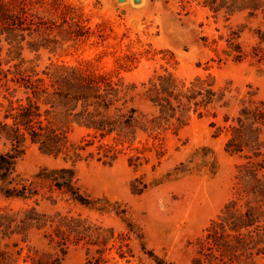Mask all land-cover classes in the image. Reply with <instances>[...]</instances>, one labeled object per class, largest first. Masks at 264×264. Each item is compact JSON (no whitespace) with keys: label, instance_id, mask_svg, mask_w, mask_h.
Returning <instances> with one entry per match:
<instances>
[{"label":"trees","instance_id":"1","mask_svg":"<svg viewBox=\"0 0 264 264\" xmlns=\"http://www.w3.org/2000/svg\"><path fill=\"white\" fill-rule=\"evenodd\" d=\"M197 2L215 17L221 14L228 19L244 13L247 20L260 18L259 24L248 27L257 38L249 51L238 40L246 27L242 23L230 28L222 52L234 61L248 55L257 61L264 59V0ZM89 29L65 0H0V53L5 46L12 59H19L7 68L1 67L0 60V196L21 201L16 207L0 206V264H62L71 245L79 244L86 249L85 264H107L114 257L105 253L113 248L119 258L129 262L136 254L128 240H141L140 228L118 201L91 197L79 183L74 163L96 158L112 164L126 155L129 165L139 167L149 161L146 153L153 152L158 165L165 153L162 135L167 129L182 127L190 112L202 116L211 105H228L226 87L214 89L209 74L196 75L186 83L166 71L138 85L114 78L116 72L93 69L90 62L49 63L41 70L25 65L31 63L22 57L25 47L35 52L65 50L85 41ZM255 93L248 91V97L240 99L234 116L224 115L226 122L230 120L221 127L226 134L224 150L244 160L235 166L232 195L183 264H264V98H254ZM141 102L148 103L150 110L142 109ZM77 129L83 133L74 140L72 133ZM31 144L72 164L44 165L25 175L17 163ZM209 153L206 148L195 152L199 166L209 165ZM183 166L182 161L175 169L185 171ZM210 168H215L213 162ZM135 181L132 192L141 193L147 185ZM44 200L52 205L65 201L99 211L113 210L127 230L115 235L112 227L81 213L39 210L37 206ZM33 229L42 231L49 249L26 244L27 251L19 261L23 247L14 237L26 241ZM139 245L154 263L139 260L137 264H175L146 250L142 241Z\"/></svg>","mask_w":264,"mask_h":264},{"label":"rangeland","instance_id":"2","mask_svg":"<svg viewBox=\"0 0 264 264\" xmlns=\"http://www.w3.org/2000/svg\"><path fill=\"white\" fill-rule=\"evenodd\" d=\"M65 1L76 8L90 27L87 38L75 47L54 52L48 49L35 52L25 47L22 57L31 61L25 65H35V69L41 70L49 63L90 62L93 69L116 72L114 78L138 85L153 74L166 71L186 83L196 75L209 74L214 79V89L226 87L228 105H211L202 116L190 112L186 124L163 133L165 153L160 164H156L153 152L146 153L150 159L139 167L129 165L126 155L112 164L96 158H82L74 163L82 188L93 198L118 201L143 236L141 240L135 237L128 240L136 254L129 262L119 258L113 248L105 253L107 257H114L107 264H137L139 260L154 263L141 250V241L146 250H153L175 264H183L193 256L205 227L232 195L235 166L244 160L224 150L226 134L221 127L230 122L224 120V115L234 116L240 99L248 97V91L256 92L254 98H264V59L257 61L248 55L241 61H234L222 52L225 37L230 28L245 23L238 40L249 51L257 38L248 27L256 26L261 19L247 20L244 13H235L228 19L221 14L215 17L197 0ZM0 60L3 68L19 61L6 53L5 46ZM139 106L150 110L146 102ZM82 133L77 129L72 138L77 140ZM202 148L210 152L208 166H199L200 159L194 156ZM182 161L186 170H176ZM211 162L214 169L210 168ZM59 164L71 165L72 162L43 153L31 144L18 160L17 169L30 176L41 166ZM134 181L136 185L144 183L147 187L141 193H134L131 189ZM20 204L21 201H9L0 196V206ZM37 208L45 212L81 213L96 223L112 227L115 235L127 230L126 223L113 210L99 211L65 201L52 205L46 200ZM14 239L23 247L19 261L27 251L26 244L49 249L42 231L36 229L29 232L26 241L18 236ZM86 257L85 247L71 245L62 264H85Z\"/></svg>","mask_w":264,"mask_h":264},{"label":"water","instance_id":"3","mask_svg":"<svg viewBox=\"0 0 264 264\" xmlns=\"http://www.w3.org/2000/svg\"><path fill=\"white\" fill-rule=\"evenodd\" d=\"M135 1H138V0H135Z\"/></svg>","mask_w":264,"mask_h":264}]
</instances>
